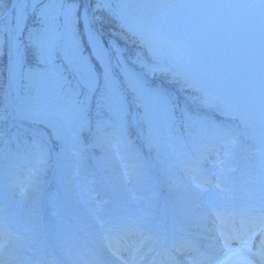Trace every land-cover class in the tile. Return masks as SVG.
Returning <instances> with one entry per match:
<instances>
[{
  "label": "rangeland",
  "instance_id": "374dc122",
  "mask_svg": "<svg viewBox=\"0 0 264 264\" xmlns=\"http://www.w3.org/2000/svg\"><path fill=\"white\" fill-rule=\"evenodd\" d=\"M23 1L25 3L17 5L13 16L15 63L13 72L10 75V81L13 80L14 82V88L11 86L12 92L16 93V98L21 103V109L33 115L32 122L38 123L39 127L44 126L51 130L57 141H59L60 146L65 150L66 165L64 164V170L69 175L68 181L63 184V190L68 195L65 209H69L70 206L81 214L78 219L77 215L74 214L75 212L67 215L65 212L67 210H64V212L59 213L60 207L53 200L54 202H52L49 209L52 208L51 212L59 217H56L55 222L52 223L55 229L54 240L59 247L69 251L72 250L73 254H77L76 250H80L77 246H82L83 244L78 236L79 234H77L76 230H73L72 222L80 223L83 219L85 222L91 223V229L96 231L95 229L98 228L96 225L99 223L98 217L111 215V213L120 209L118 205L122 204V202L115 200L116 204L103 200L104 195L106 196V189H101V186L94 181L89 184L88 178L84 180L86 174L84 168L81 170L67 166L77 160V150H82L84 154L89 152L87 146L91 145L76 137L79 126H81V129H88L89 123L96 112L102 111L106 117L107 113H111L110 117L117 124L120 136V142L117 145L111 144L112 147L116 146L114 149L98 148L99 151H103L102 155L97 151L99 163L114 181L113 184L115 186L112 187L118 193L123 194V197H126L133 205L143 203L142 198L137 195L140 189H143V187L152 189L154 185H151L153 180L151 171L146 173L143 167L139 168L135 163H132V157L139 156L141 158L144 156L150 158L160 178L168 182L167 186H175H172L170 190L171 193H176L173 195L174 197L177 195V191L180 192L181 189L187 192L178 194V199L186 200V197H190L193 193L198 197L202 196L198 194V191L191 184L187 182L181 183L183 175L178 169L174 170L173 156L167 145L169 142L171 147L172 143L176 146L180 145L177 149L181 150V155L177 156L178 160L182 161L185 156H189L195 164L199 160V157L195 156V151L201 148L202 162L209 157L199 172L202 178H215L217 174L225 178L228 175L229 167L237 165L238 155L240 153L247 154L249 150V154L254 161L264 167V56L260 52L264 50V44L261 45L260 49H256L258 42H264V0H187L185 8L188 11L184 12L187 13L186 23L191 29L187 32L184 25V12L173 18H171V13H169L168 17L172 24L170 26L171 30L162 29L161 31L160 19L145 23L129 21L127 18L135 12L132 4H127L125 8L119 10L118 15H121L124 20L118 21L116 18H110V11L106 9V6L112 9V2L108 0H77L79 5L70 13H65L64 8H60L59 3H57L58 0ZM12 2L13 0H0V127L3 126L4 128L8 127L10 122L7 108L4 105V88L8 79L7 67L9 58L7 33L9 21L7 14ZM85 4H87L86 7L89 10L93 6L95 7V16L100 24L104 22L112 31L141 49V51L137 50V53L143 55L140 58L138 57V62L142 67L149 70L154 76L167 78H164L166 82L163 84L168 82L175 84L174 86L180 84L179 87L176 86L179 91L175 89L171 94L170 100L164 99L165 97L155 99L154 91L145 87L137 75H129L132 88L133 85L138 86L136 94L141 106L138 112V120L143 124V136L145 139V141L142 140V145L140 146L139 144L131 143L129 140L131 128L128 124L129 97L126 96L128 95L127 89L123 84H117V80L112 77L110 82L113 90L117 92V96L114 95L116 104L110 98L103 96L101 101L94 107L95 113H92V110L85 112L82 110L83 107L82 109L76 108L75 112L77 114L83 111L82 118L69 120L70 117L66 114L68 121H63V117H60L63 109L59 100H57L56 106L51 107L53 89L59 87L60 90H64V82L57 76L59 75L57 74L58 69L64 72L67 71L68 62L72 63V67L76 65L74 49L70 55L68 54L70 42L62 43L63 34L66 36L71 35L72 41L75 39V33L77 37L82 36L81 13L82 20H85L87 32L93 30L90 26L91 16L87 15L86 8H82ZM227 6L228 10L225 8ZM136 10L139 13L141 9ZM164 10L163 8L160 9V11ZM44 13L52 17L45 18ZM96 13L98 14L96 15ZM138 17L143 18L142 16ZM176 20L185 31V35L183 38L175 35L170 39V34L176 33L177 29V31L183 32L180 28L176 27L174 29ZM62 22H64L63 26ZM155 26L162 35L157 33ZM243 27L250 29L248 30V36L237 35V29L242 30ZM227 30L228 33L226 34ZM52 33H55L56 36L50 40L48 37ZM225 36L226 41L223 42ZM235 37L236 39L234 40ZM251 41L256 42V44L249 43ZM240 42L243 45L241 47L243 53L250 51L255 59L254 65L243 66V63L239 65L241 61L237 57L236 63L239 68L244 67V69L242 74H238L236 78L234 69L225 67L221 60H216V57L212 56L216 53H222L217 49L220 46L230 49L232 55H238ZM93 56L97 59L96 70H103L104 68L105 73L111 72L110 62L106 61V56L102 54V50L99 47H96L95 51H93ZM228 58L233 57L229 55ZM207 61L209 64L206 67ZM211 61L214 63H211ZM255 62L259 64V67L255 65ZM99 64L101 67H99ZM35 65L41 66V69H33L32 67ZM208 66L210 69L207 72ZM253 67L256 69L258 77L247 79V74L251 73ZM64 68L66 69L63 70ZM39 69L40 71H37ZM82 69L78 74L81 78L80 82L82 81L85 85L94 83V73L88 72L87 66ZM61 71L59 73H62ZM42 73H45V75ZM195 73L204 75V77L207 76L208 85L205 86V82L204 84L200 83L198 81L200 75ZM83 74H86V76H82ZM132 74H135V72ZM230 78H235L237 82ZM203 79L206 81V78ZM225 79L226 84H223ZM36 88L37 91L35 90ZM84 91L87 94L88 90L84 89ZM215 92H222V94L217 96ZM184 95L188 98L190 96L193 99L191 101L197 104L204 106L214 105L215 111H223L226 115L237 118L241 123L243 134L246 136L245 139H251L252 141L246 144L241 138L242 144H238L239 135L236 132L233 133L231 126L223 125L220 122L214 124L212 122L203 123L199 121L195 123L198 124L195 131L190 130L188 134L178 132L173 136V131L170 127L174 129V126L170 124L171 120L167 121L166 118L173 119L169 113H173L176 109L180 112V117H184L183 113L186 114L188 103ZM85 103L87 104L86 106H90L88 100H85ZM23 105H25V109ZM55 111L57 113L53 114ZM190 118H187V123ZM173 122L179 123L181 121ZM78 123H81V125ZM22 125L18 124L19 128H26ZM3 132L1 131V133ZM24 134L27 136L26 132L19 131L16 139H7L0 146V199H6L7 201H5L10 204L8 211H11L9 212L11 217L6 213L7 216L3 218L7 228L18 227V232L21 234L23 230L29 231V226H31V223L27 227L24 226L23 221L32 219L34 221L32 222L33 233L39 236L33 244H37L44 236L38 230L44 225L42 191L43 182L49 173V167H46V165H50V162L47 161L50 157L43 153L40 147H38L37 152L35 149L33 152L25 150L24 148L29 146V144L24 143L25 141L20 138ZM168 136H170V139ZM188 140L193 145L190 146ZM220 140L223 141V144H219ZM97 143L101 145V140ZM40 145L42 148H46V144L40 143ZM106 145L109 146V144ZM131 152L132 157L130 156ZM18 155L21 157V161L13 159ZM248 157L247 155L245 161L249 160ZM210 159H212L211 162H209ZM40 161H42L41 166H39ZM44 161L47 162L43 164ZM135 161L137 162L138 158H135ZM239 163L250 172L252 164L249 165L243 160L239 161ZM124 170L128 171L127 174L124 173ZM16 173L17 176L23 177V181H26V179L31 180L30 183L32 184L29 188L27 185L16 186L21 184L18 182L21 177L12 178ZM251 173H236L237 182L234 187L241 191H254L256 203L264 205V195H262L264 193V170L256 167V170ZM29 175L32 178H29ZM185 179L186 177H183V180ZM221 182L227 183V179H223ZM85 183H88L89 188L93 191L88 193L84 187ZM100 190H102V193H100ZM74 192H76L78 197L72 194ZM99 193L102 194L103 198L96 202L98 199L91 194L96 195ZM86 194L91 195L89 202H87ZM149 202L150 199L147 200L148 205ZM112 206L114 207L111 208ZM96 207H99V209ZM108 208L111 209L109 210ZM95 209L99 210L98 217L94 214ZM70 218L71 221H69ZM27 233L25 232V235ZM32 237H35V235H32ZM66 237L73 241V245L69 248L67 247L69 244L64 240Z\"/></svg>",
  "mask_w": 264,
  "mask_h": 264
},
{
  "label": "bare ground",
  "instance_id": "6f19581e",
  "mask_svg": "<svg viewBox=\"0 0 264 264\" xmlns=\"http://www.w3.org/2000/svg\"><path fill=\"white\" fill-rule=\"evenodd\" d=\"M12 12H13V9L11 10ZM195 221L198 223V218L197 217H195ZM250 222H252L251 220H249ZM112 223V222H111ZM110 223V224H111ZM233 223H235V222H233ZM116 224V223H115ZM242 225H245V224H242ZM119 227V226H118ZM210 228V230H207V229H204V231H208V234H206V233H204V235L205 236H207V235H210V236H207L206 238H208V239H210V240H208L209 242L211 241V240H213L215 237H216V232H214V231H217V230H222V232H224L223 231V227L222 226H217L216 228L214 227V225H212V224H210V226H209ZM120 228V227H119ZM215 229V230H214ZM120 230H123V228H120ZM0 232H2L3 234H2V237H4L5 238V235H7L6 236V238H8L9 237V231L8 230H6V231H3V230H1L0 229ZM181 237H179V238H181V240H179L178 241V243H180L181 241H184V240H186V236L184 237L183 235H180ZM5 238V239H6ZM13 240V239H12ZM1 241L5 244V245H8V247H6L4 244V249L3 250H1V252H0V261H1V263L2 262H6L7 261V259H10V258H12L15 254H19V256H16V260H18V262L16 263V264H23V262L25 261V259H26V255H24V254H21V252H22V249H20V247L19 246H16V247H14L13 246V244H11V243H8V239H6L5 241L3 240V238H1L0 237V243H1ZM11 242V241H10ZM115 242L117 243V240H115ZM247 244H245V245H243V246H246ZM248 247L247 248H242L240 251L242 252V253H247L250 257H251V259H249V261H251V262H253V264H264V258H263V261H258V260H256V257L255 256H253L252 255V253L254 254V255H261V254H264V226L262 227V228H260L259 230H258V232L255 234V240L254 241H250L249 243H248V245H247ZM58 251H59V253L58 254H60V253H62V254H60V256L62 255V257H64V250L63 249H60V248H58L57 249ZM211 252H213L214 250H217V247H215V249H213V248H211V249H209ZM226 251H229V249H225ZM63 251V252H62ZM155 250H153V255L152 256H146V255H144L141 251H139L136 255H133V253L132 252H130L129 251V253H128V255L129 256H131L132 258H135V257H144L145 256V260H147V261H152V259H154V261L157 263V257H158V251L156 250L155 252H154ZM121 254L122 253H124V252H127V249H122V250H120L119 251ZM179 252L181 253V255H180V258L182 259V260H184V259H189L188 258V255H190L191 254V251H189V250H186V249H184V248H180L179 249ZM195 255L193 256V258H195V259H197V258H201L203 261L205 260V257H204V255H203V253L201 252V251H197V250H195V253H194ZM220 258H219V264H234V262H233V256L232 255H230V253H226V255H227V257H226V259H223L224 258V256H225V254H223V250L222 251H220ZM133 255V256H132ZM230 255V256H229ZM259 257V256H258ZM64 259V258H63ZM63 259H61V260H63ZM107 259H109V258H107ZM221 259H223V260H221ZM125 260H127V259H125ZM125 260H123V261H125ZM120 261V263H122V264H126L125 262H122V259H120L119 260ZM115 263H118V262H115ZM191 264H192V262H191Z\"/></svg>",
  "mask_w": 264,
  "mask_h": 264
},
{
  "label": "trees",
  "instance_id": "16d2710c",
  "mask_svg": "<svg viewBox=\"0 0 264 264\" xmlns=\"http://www.w3.org/2000/svg\"><path fill=\"white\" fill-rule=\"evenodd\" d=\"M71 1V0H70ZM105 1V0H104ZM23 3H25L24 1H22V2H20V5H22ZM73 6L75 7V9L77 8V6L79 5L78 4V2H77V0H73ZM105 3V2H104ZM106 5V4H105ZM94 7V6H93ZM83 8L85 9L86 8V10H87V7H86V4L83 6ZM94 9H95V7H94ZM106 9L107 10H109L110 11V15H111V17L110 18H116V19H118V21H122V19H121V17L118 15V2L117 1H115L113 4H112V9H109L107 6H106ZM98 13H96V15H97ZM81 15H82V13H81ZM16 16H17V14H16ZM52 16L51 15H46V18H51ZM81 17V16H80ZM108 17H109V15H108ZM82 24H84L85 23V20H83L82 22H81ZM102 25H103V27L108 31V33L110 34V35H112V34H114L115 36H118V37H122V36H120V35H118L117 33H115L114 31H112L111 30V28L107 25V24H105L104 22H102ZM91 28L93 29V34H97L96 36H99L100 37V35H98V33H97V30H96V26H95V24L93 23H91ZM109 34H107L108 35V37H111ZM98 37V38H99ZM112 38V37H111ZM123 38V37H122ZM112 40H113V42H114V45H115V43H117V39H115V38H112ZM129 42V41H128ZM101 43H103L104 44V40H102L101 41ZM130 43V48H132L133 49V51H134V54H135V52L137 51V50H140L141 51V49L139 48V47H137L136 45H134V44H132L131 42H129ZM73 51V48H70V49H68V54H70L71 52ZM68 57H69V55H67ZM142 55L140 54V53H138V57L140 58ZM15 63V62H14ZM68 64H69V66H71L72 65V63H69L68 62ZM68 64H67V68L69 67L68 66ZM38 67H40V66H38V65H35L34 67H32L33 69L34 68H38ZM73 68V67H72ZM33 69H32V72H33ZM66 68H64L63 70H65ZM73 72V71H72ZM74 74H76V72H73ZM77 75V74H76ZM104 76H105V74H104ZM206 78V81H204V79L203 78ZM207 79H208V77L207 76H205L204 77V75H200V77L198 78V81L200 82V83H203L204 84V82H205V86H207L208 85V81H207ZM33 92H34V90H33Z\"/></svg>",
  "mask_w": 264,
  "mask_h": 264
}]
</instances>
